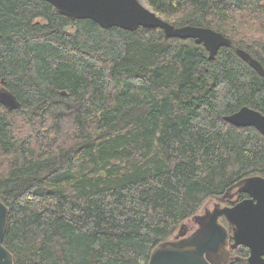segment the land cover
<instances>
[{"label": "trees", "instance_id": "trees-1", "mask_svg": "<svg viewBox=\"0 0 264 264\" xmlns=\"http://www.w3.org/2000/svg\"><path fill=\"white\" fill-rule=\"evenodd\" d=\"M231 40L214 59L160 28H102L44 0H0V200L13 264H147L210 200L264 177V0H142ZM230 190V191H229ZM221 223L229 232L228 223ZM237 247L228 264H248Z\"/></svg>", "mask_w": 264, "mask_h": 264}, {"label": "water", "instance_id": "water-1", "mask_svg": "<svg viewBox=\"0 0 264 264\" xmlns=\"http://www.w3.org/2000/svg\"><path fill=\"white\" fill-rule=\"evenodd\" d=\"M56 11L74 19H89L102 28L117 27L135 31L138 27L160 28L165 39H193L203 44L214 59L221 47H233L231 40L221 33L202 27H175L160 19L142 0H44ZM238 55L260 75L264 69L245 51ZM0 104L17 107L16 99L0 90ZM237 127H253L264 136V115L247 106L224 118ZM234 194L243 192L245 199L232 206L216 203L212 209L203 208L201 214L191 218L196 228L184 234L186 226L171 240L158 244L150 253L147 264H228L231 250L244 247L248 250V264H264V177L241 179L231 189ZM229 190V191H230ZM8 208L0 200V264H13V256L3 245L7 230ZM224 219L231 230V242ZM186 232V231H185Z\"/></svg>", "mask_w": 264, "mask_h": 264}, {"label": "rangeland", "instance_id": "rangeland-1", "mask_svg": "<svg viewBox=\"0 0 264 264\" xmlns=\"http://www.w3.org/2000/svg\"><path fill=\"white\" fill-rule=\"evenodd\" d=\"M216 203H220L221 205H223L220 201L210 200L204 205L203 208L212 209L213 205L216 204ZM202 211H203V209H202ZM185 228H187V230H185L186 232L184 231V234L189 235L196 228V225L194 223H192V221H189V222H187V226ZM176 235L178 236V232L173 237H175Z\"/></svg>", "mask_w": 264, "mask_h": 264}]
</instances>
